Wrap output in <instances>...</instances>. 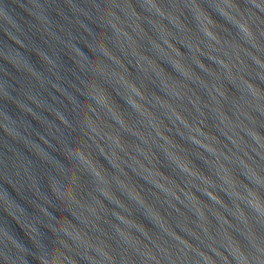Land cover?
I'll use <instances>...</instances> for the list:
<instances>
[{
    "label": "water",
    "instance_id": "obj_1",
    "mask_svg": "<svg viewBox=\"0 0 264 264\" xmlns=\"http://www.w3.org/2000/svg\"><path fill=\"white\" fill-rule=\"evenodd\" d=\"M0 264H264V0H0Z\"/></svg>",
    "mask_w": 264,
    "mask_h": 264
},
{
    "label": "clouds",
    "instance_id": "obj_2",
    "mask_svg": "<svg viewBox=\"0 0 264 264\" xmlns=\"http://www.w3.org/2000/svg\"><path fill=\"white\" fill-rule=\"evenodd\" d=\"M238 27L242 30V31H245L239 24H238Z\"/></svg>",
    "mask_w": 264,
    "mask_h": 264
}]
</instances>
